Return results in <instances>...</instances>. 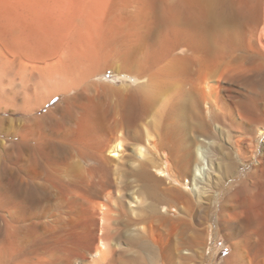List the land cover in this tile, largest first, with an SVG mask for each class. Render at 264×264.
<instances>
[{"label": "bare ground", "instance_id": "1", "mask_svg": "<svg viewBox=\"0 0 264 264\" xmlns=\"http://www.w3.org/2000/svg\"><path fill=\"white\" fill-rule=\"evenodd\" d=\"M211 211L264 264V0H0V264H205Z\"/></svg>", "mask_w": 264, "mask_h": 264}, {"label": "rangeland", "instance_id": "2", "mask_svg": "<svg viewBox=\"0 0 264 264\" xmlns=\"http://www.w3.org/2000/svg\"><path fill=\"white\" fill-rule=\"evenodd\" d=\"M114 78H117L116 74L109 75V80H114ZM121 84V83H119ZM59 100V99H58ZM57 102V99L53 101V104ZM201 107L205 108V105H202ZM203 109V108H202ZM201 109V119H205V121L208 123V130L201 129V142L206 143V147L213 150V146L215 149L219 150V158L217 157V166L220 169L219 174L223 175V164L225 163V160L223 159L227 155H230V158L233 159L238 165L237 169L234 170V175L229 176L230 181L234 182L236 185L241 178L242 175H245L248 171L251 170V166H249L247 163L240 161L238 158L233 141L237 133L234 132L233 126L231 123H223L221 124V130L218 131L214 128L215 121H212L213 119L211 116L207 113L206 115V108L202 110ZM204 112V113H203ZM211 125V126H210ZM231 136V137H229ZM206 138V139H205ZM210 139L216 140V145L211 146L209 142ZM231 139V140H230ZM222 157V158H221ZM221 160V161H220ZM221 162V163H220ZM257 164V162H254ZM239 166V167H238ZM228 177V176H227ZM226 178V177H225ZM218 189L215 190V193H217ZM254 199L251 200V202ZM205 219L203 220V223L201 224V229L207 228L209 225H212V228L209 232L205 233L206 239L204 245L201 247V249L206 250V262L205 264H222L225 257L228 256V254L232 251V246L229 245L226 242V237L223 236V231L220 229V225L216 224L217 219V213L216 212H209L208 215H204ZM221 232H220V231ZM220 233V234H219ZM234 241H239L238 238L232 237Z\"/></svg>", "mask_w": 264, "mask_h": 264}]
</instances>
